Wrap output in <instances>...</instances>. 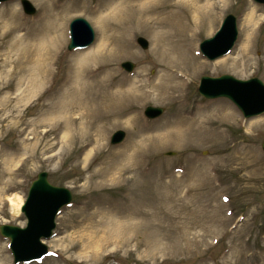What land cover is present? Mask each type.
Listing matches in <instances>:
<instances>
[{"label": "rangeland", "instance_id": "obj_1", "mask_svg": "<svg viewBox=\"0 0 264 264\" xmlns=\"http://www.w3.org/2000/svg\"><path fill=\"white\" fill-rule=\"evenodd\" d=\"M28 1L34 15L24 13L20 0L0 3V42L10 31L5 10L16 9L27 25L41 15L38 3ZM66 1L55 0V7L62 8ZM75 1L82 7L66 15V39L50 77L36 84L34 92L19 104H12L13 116L0 120V183H12L0 203V225L26 226L24 214L14 213L7 198L17 195L24 202L31 183L42 171L48 172L52 184L68 188L73 195L72 203L56 219L53 237L45 241L49 253L41 260L20 264H264V125L253 126L256 118L264 115L244 118L230 100H208L198 92L204 75L228 74L240 80L257 77L264 83V5L253 0H227L213 29L200 33L196 49L207 67L183 92L181 101L187 107V118H195L202 110L205 117L184 136L169 134L177 103L156 100H148L138 109V126L124 118L103 130L92 127L75 131L67 127L65 116L52 114L48 117L55 131L44 134L45 128H40L34 136L31 131L34 122L42 118L43 104L64 100L61 94L72 76L70 66L76 53L100 40L92 18L100 0ZM230 13L238 18L239 39L230 54L210 61L200 52L199 43L212 37ZM252 15L254 31L246 32L244 23ZM77 17L91 24L96 40L86 49L69 51V24ZM12 36L8 34V38ZM138 37L148 41L147 49L138 44ZM132 44L137 53L121 56L114 63L117 79L125 80L128 87L140 83L143 76L157 74L148 35L137 33ZM243 53L250 54L246 67L233 62ZM227 59L232 61L224 66ZM125 61L135 63L136 69L124 71L121 64ZM12 69L8 66L0 71V118L6 116L1 112L4 99L17 93L16 82L7 73ZM147 106L163 107L165 112L149 120L144 115ZM229 113L236 117H226ZM21 115L28 123L25 129L11 123ZM74 117L79 119L80 114ZM117 130H124L127 137L120 145H112L110 138ZM169 151L176 154L169 155ZM100 201L114 202L120 213L98 210L97 220L113 217L115 230L126 227L129 244L100 248L95 262L74 259L64 263V238L73 232L67 227H79L82 213H93L97 204L92 205ZM0 264H15L9 241L1 235Z\"/></svg>", "mask_w": 264, "mask_h": 264}, {"label": "bare ground", "instance_id": "obj_2", "mask_svg": "<svg viewBox=\"0 0 264 264\" xmlns=\"http://www.w3.org/2000/svg\"><path fill=\"white\" fill-rule=\"evenodd\" d=\"M35 1L42 13L30 25L20 20L16 9L4 11L5 17H8L5 22L10 23V31L0 42V71L4 72L8 66L13 67L7 73L18 87L15 97L8 95L4 99L1 112L6 116L0 118L1 122L13 116V103L19 104L25 96L34 92L36 84L44 83L50 77L52 64L66 39V15L73 9L82 7L75 0H67L60 9L55 7V0ZM226 2L227 0H100L92 13L100 31V40L93 47L76 53L70 66L72 76L61 94L64 100L61 98L43 104L42 118L40 122H34L31 134L38 136L40 128H45L44 134L53 133L55 127L48 117L52 114H60L63 118L65 116L69 120L67 127L75 131L92 127L103 130L110 124L122 122L124 118H128L129 124L138 126V109L146 101L156 100L166 104L177 103L176 120L171 123L169 134L184 136L190 127L198 125L201 117H205L202 110L195 118H187V107L181 101L183 92L207 67L196 49L198 36L205 29H213ZM253 27L252 15L245 21L244 28L246 32H253ZM139 32L150 38L157 74L143 76L140 83L136 82L133 87H128L125 80L117 79L114 63L121 56L137 53L132 39ZM9 33L13 35L11 38H8ZM249 55L243 53L234 58L233 62H241L246 67ZM230 61L232 60L224 61V66ZM2 77L3 75L0 76ZM76 114H80L79 119L74 117ZM225 116L230 119L232 116L236 117L234 113ZM14 120L11 123L16 126L23 129L28 126L25 115ZM257 125H264V116L256 118L253 126ZM9 182H4L5 185H1L2 181L0 183V203L12 188V183ZM7 200L11 203L13 212L19 214L23 200L17 195L9 196ZM95 204L97 206L93 213H82L84 217L78 221L79 227H67V230L72 229L73 232L64 238V263L74 259L95 262L100 248L119 243L129 244L126 227L115 230L113 217L109 221L97 220L98 210L112 209L116 215L120 213L116 211L114 202H94L92 206ZM85 223L87 224L84 226ZM2 251L5 249L2 248Z\"/></svg>", "mask_w": 264, "mask_h": 264}, {"label": "water", "instance_id": "obj_3", "mask_svg": "<svg viewBox=\"0 0 264 264\" xmlns=\"http://www.w3.org/2000/svg\"><path fill=\"white\" fill-rule=\"evenodd\" d=\"M6 0H0L3 2ZM264 2V0H257ZM25 10L33 13L34 8L27 0H22ZM72 41L69 49L89 46L95 38L92 26L83 18H77L71 23ZM238 36L236 18L229 15L220 32L211 40L202 44V51L210 58L215 59L225 55L233 47ZM140 44L146 48L148 43L139 38ZM123 67L128 71L135 65L126 62ZM199 91L210 98L226 96L232 99L244 112L246 117H251L264 112V84L258 78L242 81L231 75L219 78L203 77ZM163 112L162 108L148 107L146 114L151 118L158 117ZM125 133L118 131L113 136V143L124 139ZM264 148V144H263ZM72 194L70 190L52 185L48 181V173L42 172L33 181L28 199L22 208L28 219V226L2 225V234L12 240V251L15 262L29 261L40 258L47 253V246L41 239H48L56 227V215L66 204L70 203Z\"/></svg>", "mask_w": 264, "mask_h": 264}]
</instances>
